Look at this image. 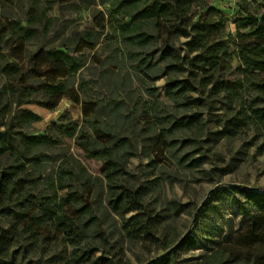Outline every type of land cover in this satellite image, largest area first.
I'll use <instances>...</instances> for the list:
<instances>
[{
    "label": "trees",
    "instance_id": "16d2710c",
    "mask_svg": "<svg viewBox=\"0 0 264 264\" xmlns=\"http://www.w3.org/2000/svg\"><path fill=\"white\" fill-rule=\"evenodd\" d=\"M78 1L36 0L24 19L0 18V264H41L34 260L44 249L39 245L52 243L53 235L65 251L70 249L67 256L62 250L50 258L56 264H130L127 250L151 245L164 251L151 264H264V243L258 242L263 235L254 219L243 235L246 246L225 243L195 259L180 260L179 250L188 251L197 236L188 232L168 252L183 237H161L162 219L148 202L153 182L135 183L127 166L140 143L151 158L150 167L159 164L152 155L153 147L161 149L157 129L173 141L176 131H207L199 114L174 116L155 104L154 84L163 78L175 105H188L194 95H201L209 106L221 102L234 112L230 121L219 124L221 137L234 140L244 130L264 137V3L239 0L234 38L227 33V14L208 0H100L109 15L107 43L117 42L131 65L128 80L133 82L135 74L142 93L149 96H141L144 111L140 102L132 104L130 93L123 96L110 88L97 100L90 97L82 126L62 115L51 126L55 135L33 132L41 116L25 105L56 110L64 98L74 101L78 93L73 79L88 63L87 53H76V47L85 41L86 50L93 52L101 38L102 32L88 30L70 40L63 35L67 24L49 15L60 5L73 9ZM19 39L28 45L23 64L9 52ZM232 46L239 61L236 69ZM234 72L238 77L228 79ZM79 89L87 96L89 83L82 80ZM118 123H123L119 130ZM66 138H74L86 158L104 164L103 177L94 176L73 154L51 153ZM200 142L196 136L182 143ZM175 157L191 170L205 163L204 156L189 158L188 152ZM49 163H57L56 169L47 171ZM90 186L99 194L87 202ZM216 194L229 197L248 217L253 210L264 214V191L235 186Z\"/></svg>",
    "mask_w": 264,
    "mask_h": 264
},
{
    "label": "rangeland",
    "instance_id": "374dc122",
    "mask_svg": "<svg viewBox=\"0 0 264 264\" xmlns=\"http://www.w3.org/2000/svg\"><path fill=\"white\" fill-rule=\"evenodd\" d=\"M36 0H0V18L24 19L25 14ZM212 3L213 0H208ZM79 5L73 9H61L60 6L49 12L50 16L57 17L60 23L67 24L65 36L70 40L77 35V32L91 30L102 32L101 38L93 52L86 50L85 41H81L76 47V53H87L88 63L86 67L74 77V88L78 96L72 99L66 97L62 100L56 110H49L37 104L25 105L29 109L41 116V121L31 129L37 133L56 132L51 128L52 124L58 123L63 115L67 119L77 121L82 126L86 117V105L96 99L102 93L109 94V89H117L123 96L125 93L132 95V104L140 102V110L143 102L149 100V96L142 93L139 80L133 74V82L128 80V74L132 72L131 65L125 60L123 53L119 49L116 41L107 43L108 34V12L105 5L100 0H79ZM239 0H230L226 6H220L227 14L230 23L227 26V33L236 36V26L233 23L239 6ZM260 5L264 0H259ZM105 24V29L102 25ZM67 40V39H66ZM28 47L23 39L17 40L10 48L11 56L19 63L25 62V52ZM234 53L232 66L238 68L239 61L235 47H231ZM96 54V55H95ZM48 67L43 68L47 74ZM132 74V73H131ZM144 75V74H142ZM145 76V75H144ZM238 74L227 76L234 80ZM82 80L89 83V92L85 96L79 89ZM138 81V82H137ZM154 86L158 88L157 97L153 99L155 104L161 107L163 112H168L174 116H182L184 112L197 113L207 131L186 130L176 131L173 138L167 139L162 129H157L155 134L159 136V146L153 147V156L158 160V165L150 167L151 158L146 156V149L143 143L135 151V156L129 158L127 162L130 178L137 184L151 185V196L148 198L149 204L154 208L155 214L162 219L160 225L161 237L166 240L181 238L188 232H195L196 238L192 247L187 251L179 250L180 260L195 259L221 244L237 242L241 246H246L249 241L243 235L251 228V220L257 222L256 226L260 236L258 242L264 243V214L258 215V211L253 210L252 217L243 214L234 202L226 195L218 196L216 193L221 188H232L235 186H247L264 191V137H259L254 131L244 130L238 138L228 140L219 135L223 127H219L222 122L230 121L233 114L227 106L221 102H216L212 106L207 104L206 98L201 95H194L188 105H175L168 98L165 91L166 80L160 79ZM142 96V97H141ZM102 98V97H100ZM200 99L193 103L195 99ZM97 100V99H96ZM71 101V103H70ZM192 102V103H191ZM144 124V123H143ZM123 123L117 124L119 130ZM145 130H149L145 127ZM146 133V132H145ZM147 134V133H146ZM200 136L199 143H185L183 140ZM173 142V143H172ZM172 143V145H171ZM148 150V148H147ZM150 150V149H149ZM64 152L73 154L94 176L103 177L104 164L95 159L86 158L76 145L74 138H66L62 148L51 150L54 155H61ZM189 153V158L204 156V164L196 169H189L185 165L179 164L175 156H184ZM189 162V161H188ZM57 163H49L45 169L53 171ZM99 194L94 187H87L85 201L91 202ZM105 199V196H104ZM206 205L205 211L203 206ZM201 207L200 210H195ZM45 232V235H49ZM53 242L41 243L44 249L35 257L41 264H56L51 257L59 256L64 250L62 242L53 235ZM118 237L114 240L117 241ZM125 244L124 249L127 250ZM69 250H64L66 256ZM163 250L157 251L154 245L143 250L140 246L126 251V258L130 264H143L154 258H160Z\"/></svg>",
    "mask_w": 264,
    "mask_h": 264
},
{
    "label": "water",
    "instance_id": "95a60500",
    "mask_svg": "<svg viewBox=\"0 0 264 264\" xmlns=\"http://www.w3.org/2000/svg\"><path fill=\"white\" fill-rule=\"evenodd\" d=\"M70 103H71V101H70ZM184 237L177 244H175L168 252H172L175 248H177L179 246L180 242L184 239ZM156 261H157V258H154V259L150 260L149 262H146L145 264L155 263Z\"/></svg>",
    "mask_w": 264,
    "mask_h": 264
},
{
    "label": "crops",
    "instance_id": "0c3cea01",
    "mask_svg": "<svg viewBox=\"0 0 264 264\" xmlns=\"http://www.w3.org/2000/svg\"><path fill=\"white\" fill-rule=\"evenodd\" d=\"M230 0H213L212 3L215 5L223 6L229 2Z\"/></svg>",
    "mask_w": 264,
    "mask_h": 264
},
{
    "label": "built area",
    "instance_id": "2783aa9c",
    "mask_svg": "<svg viewBox=\"0 0 264 264\" xmlns=\"http://www.w3.org/2000/svg\"><path fill=\"white\" fill-rule=\"evenodd\" d=\"M217 6H219V5H217Z\"/></svg>",
    "mask_w": 264,
    "mask_h": 264
}]
</instances>
